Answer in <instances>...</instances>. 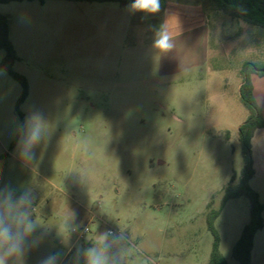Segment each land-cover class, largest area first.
<instances>
[{
    "label": "rangeland",
    "instance_id": "374dc122",
    "mask_svg": "<svg viewBox=\"0 0 264 264\" xmlns=\"http://www.w3.org/2000/svg\"><path fill=\"white\" fill-rule=\"evenodd\" d=\"M184 1L194 0L161 5ZM201 1L206 28L172 41L167 52L153 46L162 10L146 16L118 3L0 4L18 56L13 70L29 86L18 104L22 87L1 69L0 49V192H27L35 225L26 254L9 264H41L51 254L58 264H84V250L101 233L115 264H209V220L218 211L219 250L237 264L232 250L250 202L223 205V196L244 169L242 71L264 62V29ZM31 114L44 129L26 161L20 152ZM249 185L264 206V175ZM252 264H264V227Z\"/></svg>",
    "mask_w": 264,
    "mask_h": 264
},
{
    "label": "trees",
    "instance_id": "16d2710c",
    "mask_svg": "<svg viewBox=\"0 0 264 264\" xmlns=\"http://www.w3.org/2000/svg\"><path fill=\"white\" fill-rule=\"evenodd\" d=\"M35 0H0V4L11 2H23ZM44 2L45 0H38ZM72 2L87 3H118L121 6L129 5L132 0H66ZM215 7L232 19L242 21L249 25L264 29V0H210ZM0 49L5 52V58L1 63V69L7 72L22 87V95L18 104H21L28 96L29 86L25 77L13 70L15 62L18 60L17 53L9 39L8 18L0 14ZM243 80L240 86V96L243 104L249 111V117L239 128L240 143L243 151L244 169L237 183L234 178L224 188L223 205L230 199L240 197L248 198L250 202V220L244 226L240 238L232 250V256L237 264H252V250L255 235L263 229L264 206L260 201L259 194L253 190L249 182L254 177L252 138L257 129L264 128V115L259 107L252 83V75L264 77L263 63H246L242 71ZM223 207V206H222ZM220 214H214L209 220V229L214 234V243L209 259V264H227V261L219 250V238L214 228L213 222Z\"/></svg>",
    "mask_w": 264,
    "mask_h": 264
},
{
    "label": "clouds",
    "instance_id": "9594fccd",
    "mask_svg": "<svg viewBox=\"0 0 264 264\" xmlns=\"http://www.w3.org/2000/svg\"><path fill=\"white\" fill-rule=\"evenodd\" d=\"M161 7V0H132L128 5L133 14L144 13L146 16L158 14ZM173 40L174 36H170L164 26H161L155 33L153 46L160 52H167L173 47ZM26 125L27 134L22 140L20 155L30 161L33 159V147L41 140L44 121L39 115L31 114ZM30 203L27 192L19 196L11 189L0 192V264H9L10 259L26 254L27 241L35 231V225L27 210ZM110 249L108 235L99 234L94 245L84 250V264H115ZM58 260L59 254H51L41 264H58Z\"/></svg>",
    "mask_w": 264,
    "mask_h": 264
},
{
    "label": "crops",
    "instance_id": "0c3cea01",
    "mask_svg": "<svg viewBox=\"0 0 264 264\" xmlns=\"http://www.w3.org/2000/svg\"><path fill=\"white\" fill-rule=\"evenodd\" d=\"M162 24L173 41L196 34L206 28V9L201 0L167 2L162 5ZM10 32V31H9ZM254 96L264 115V77L252 75ZM242 84V83H241ZM255 177L264 175V128L257 129L252 138ZM252 178V179H253ZM251 179V180H252Z\"/></svg>",
    "mask_w": 264,
    "mask_h": 264
},
{
    "label": "built area",
    "instance_id": "2783aa9c",
    "mask_svg": "<svg viewBox=\"0 0 264 264\" xmlns=\"http://www.w3.org/2000/svg\"><path fill=\"white\" fill-rule=\"evenodd\" d=\"M88 233H89V228H88V227H85V228H83V229L80 231V233H79V235H78V238H79L80 240H83V239L85 238L86 234H88ZM108 234H109V235H113L114 233H113L112 230H110V231L108 232Z\"/></svg>",
    "mask_w": 264,
    "mask_h": 264
}]
</instances>
